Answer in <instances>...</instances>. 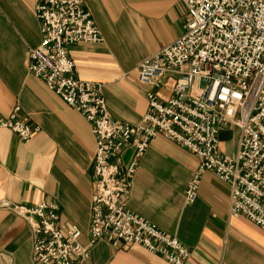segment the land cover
<instances>
[{"label":"crops","instance_id":"0c3cea01","mask_svg":"<svg viewBox=\"0 0 264 264\" xmlns=\"http://www.w3.org/2000/svg\"><path fill=\"white\" fill-rule=\"evenodd\" d=\"M37 0H0V115L14 105L17 116L35 127L25 141L0 129V203L54 202L58 224L80 230L88 244L93 138L90 124L74 108L28 73L27 51L40 40L33 10ZM100 40L66 46L75 76L97 82L109 116L136 124L153 89L136 79V67L181 34L185 7L179 0H82ZM158 93L169 95L166 87ZM218 148L232 154L238 130H218ZM132 156L123 148L117 161L125 168ZM197 158L173 140L157 134L127 178L124 206L174 236L189 250L185 264H264V230L227 212L229 187L210 171L199 177L196 196L184 200V188ZM27 223L0 207V264H34ZM79 264H170L158 254L132 244L112 246L97 239Z\"/></svg>","mask_w":264,"mask_h":264},{"label":"built area","instance_id":"2783aa9c","mask_svg":"<svg viewBox=\"0 0 264 264\" xmlns=\"http://www.w3.org/2000/svg\"><path fill=\"white\" fill-rule=\"evenodd\" d=\"M185 7L183 30L136 67V79L153 89L136 124L112 119L97 82L75 76L66 46L94 43L99 32L82 0H37L33 6L40 40L27 51L28 73L36 77L90 124L93 138L92 195L88 245L104 239L112 246L136 244L170 264H185L189 250L174 236L124 206L127 178L138 157L157 134L173 140L197 158L184 188L185 202L196 196L200 174L210 171L229 187L227 212L264 230V0H179ZM166 87L165 98L158 93ZM18 105L0 115L25 141L35 130L17 116ZM238 130L234 153L218 148V130ZM132 156L121 168L117 156ZM21 217L32 233L34 264H79L87 246L80 230L58 224L54 202L0 203Z\"/></svg>","mask_w":264,"mask_h":264}]
</instances>
